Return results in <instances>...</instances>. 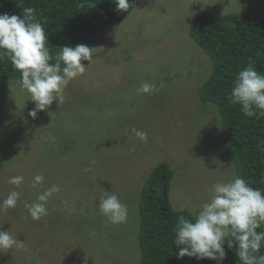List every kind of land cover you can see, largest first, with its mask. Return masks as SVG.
Listing matches in <instances>:
<instances>
[{
    "label": "rangeland",
    "instance_id": "1",
    "mask_svg": "<svg viewBox=\"0 0 264 264\" xmlns=\"http://www.w3.org/2000/svg\"><path fill=\"white\" fill-rule=\"evenodd\" d=\"M201 14L264 17V0H137L128 18L88 46L96 48L94 62H81L88 68L69 82L63 103L54 101L35 120L18 81H0V201L21 193L15 208L0 210V226L26 245L0 253V264H82L86 256L87 264H141L139 198L156 166L170 165L172 207L193 216L212 184L236 176L218 108L200 99L213 72L189 34ZM144 82L163 87L138 93ZM133 128L147 133V142ZM36 174L44 182L32 188ZM16 175L24 177L18 188L8 183ZM54 184L61 191L47 202L48 214L33 220L24 202ZM103 191L127 206L125 222L100 213Z\"/></svg>",
    "mask_w": 264,
    "mask_h": 264
},
{
    "label": "clouds",
    "instance_id": "2",
    "mask_svg": "<svg viewBox=\"0 0 264 264\" xmlns=\"http://www.w3.org/2000/svg\"><path fill=\"white\" fill-rule=\"evenodd\" d=\"M115 3L117 11L127 12L130 8L128 0H115ZM47 44L44 20L37 19L33 7L23 8L22 16L0 14V61L10 60L13 69L20 73L21 90L29 94L35 105L28 112L33 120L54 101L63 103L69 82L83 75L94 62L96 48L84 44L75 48L65 46L53 57ZM82 61H88V66ZM162 87L144 82L137 92L151 94ZM228 99L231 104L239 105L246 117H264V74L256 70L251 60L236 75ZM132 132L141 142H147V133L135 128ZM257 148L264 152V140H260ZM129 150L135 151V147ZM95 164L96 161H91V166ZM84 171H91V167ZM23 181L22 175H16L8 183L18 188ZM43 182V174H36L31 187L37 188ZM60 191V185L54 184L38 193L35 201H25L23 206L33 220H39L48 214L49 199ZM209 193L210 198L193 218L181 215L177 219L173 229L177 258L207 259L222 264L227 241L229 249L236 247L240 264H264V255H258L264 247V231H257L264 225V190L253 188L250 182L234 175L226 182L212 184ZM20 200L21 193L12 190L0 201V210L15 208ZM99 211L112 224L125 222L128 215L127 206L111 191H103ZM25 248V241H19L0 226V253ZM82 264H87V256Z\"/></svg>",
    "mask_w": 264,
    "mask_h": 264
},
{
    "label": "trees",
    "instance_id": "3",
    "mask_svg": "<svg viewBox=\"0 0 264 264\" xmlns=\"http://www.w3.org/2000/svg\"><path fill=\"white\" fill-rule=\"evenodd\" d=\"M128 2L130 8L125 12L117 11L115 0H0V14L22 16L23 8L33 7L37 19L44 20L47 46L55 57L65 46H89L107 27L123 22L137 4V0ZM189 34L212 62L213 72L200 90V99L218 108L223 147L235 174L253 188L264 190V152L257 148L264 140V117H246L240 106L228 99L232 82L249 60L264 74V17L201 14L194 18ZM5 80H20V73L8 59L0 61V81ZM173 177L170 165L161 163L148 175L140 193L141 264H217L207 259L177 258L174 226L179 216H194L172 207ZM257 231H264V225ZM224 250L226 258L222 264H240L235 246L229 249L225 241ZM258 255H264V247Z\"/></svg>",
    "mask_w": 264,
    "mask_h": 264
}]
</instances>
